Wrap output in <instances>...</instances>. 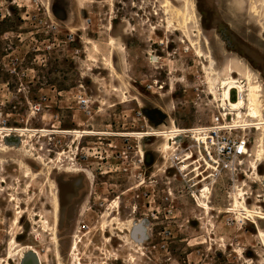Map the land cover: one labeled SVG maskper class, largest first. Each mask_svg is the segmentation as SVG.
Listing matches in <instances>:
<instances>
[{
    "label": "rangeland",
    "instance_id": "rangeland-1",
    "mask_svg": "<svg viewBox=\"0 0 264 264\" xmlns=\"http://www.w3.org/2000/svg\"><path fill=\"white\" fill-rule=\"evenodd\" d=\"M170 4L185 7L181 0H0V143L9 144L4 121L7 129L52 132L26 133L28 150L19 142L0 152V264L13 240L34 247L44 264H56L57 252L64 264H264V221L232 212L240 187L253 215L264 214V163L263 182L208 180L207 212L197 197L203 184L178 171L162 152L165 140L130 137L174 123L211 125L220 113L208 94L213 62L223 75L232 65L264 86V1L195 0L204 35L194 23L190 30L203 57L183 39ZM78 129L97 135L62 133ZM246 135L252 154L259 132ZM19 255L7 261L18 264Z\"/></svg>",
    "mask_w": 264,
    "mask_h": 264
},
{
    "label": "bare ground",
    "instance_id": "bare-ground-1",
    "mask_svg": "<svg viewBox=\"0 0 264 264\" xmlns=\"http://www.w3.org/2000/svg\"><path fill=\"white\" fill-rule=\"evenodd\" d=\"M181 1L185 3L184 8H177L173 6L172 4L170 5L171 7L174 8L173 11L176 13V16L179 20L180 27L183 33V39H185L190 44L191 50L195 52V54L198 57H203L202 47L200 46V44L198 45V43L194 42L193 40L194 36L190 30L191 24L194 23L198 27L199 33L202 36L204 35L200 21L197 17V8H196L195 0H181ZM253 8H254L253 9L254 16L259 17V12L256 10L255 7ZM175 22L173 20H170L169 25L172 28H174L176 27ZM113 43L114 42L112 41L111 45H113ZM158 59L159 57H153L152 61L154 63H157ZM216 65L218 64L213 62L212 68L210 70H207L208 72L206 71L209 77L214 76V78H209L207 81V85L210 88V90L208 89V92H209L208 94H210V91H211V95L218 102L222 117L226 119L233 118L234 121L239 120L240 123H242V125L240 126L243 127L242 129L244 130L246 134L250 130H255L256 132H259V138L257 142L255 143L256 144L255 151L254 153L251 154V158H253L254 160L247 164L245 172L242 173V175L245 177H248L251 180H257V181L263 182V178L259 173V167L260 165L264 163V88H263V85L259 81H257V79L250 73L244 77L241 72L235 71L232 65L227 66L225 75H223L221 72L215 69ZM232 91H237V94H238V98L235 102L231 100ZM186 130L188 129H181L176 125V123H174V125L171 128H168V130H165L162 132H136V133H132L131 134L132 136L128 134L127 135L132 138L139 139V140H143L148 137L163 139L165 140V143L162 147V152L172 156L175 150L177 149L176 146L180 142L181 133L186 132ZM14 132L18 133L19 135L18 138H19V142L21 143L19 145H23L24 148L26 147V150H28L30 147V143L23 138V136L26 135V133H29L31 137H33L37 133L42 136H47L48 134L52 133L47 130L8 129L6 130L7 135L4 136V138L7 137L8 139L9 137L12 136L11 134ZM55 133H58V132H55ZM62 133L75 135L77 137V140L78 138H88V137H85L87 135L88 136L97 135L95 132H91L88 130L80 131L79 129L78 131H62ZM3 135L4 133H2V135L0 136H3ZM138 144H139L138 147H139L140 152L144 154L143 141H139ZM10 151H11V148L9 144L0 143L1 153L7 154ZM36 160H41V158H38ZM61 161H62V155L60 153L58 155L57 162L61 163ZM179 165L181 166L179 168V172L187 174V176L192 175L194 179L193 181H197L195 182L194 187L203 184V186L201 187L199 191L201 196H197V197L202 207L207 212L211 211L209 203L205 202V200L207 199V196L211 192L210 186L205 183L208 180H210V178L202 174L200 171L196 170L198 169V165H196L197 168L193 170L194 163H193L192 157L190 156V153L187 154L181 160ZM249 169L251 173H253V176H249V174L247 175V170L249 171ZM78 170L79 169H74L73 171L79 172L80 170L79 171ZM26 175L28 176L32 175L31 169H26ZM215 181L216 179L212 180L213 183ZM238 189L239 190L237 191V194L235 193L232 197L233 198V209H232L233 211L232 212H236L237 215L241 216L244 219H247V217L253 218L255 224H257L255 222L256 218H258L261 221H264V214L258 213L257 214L258 217H255L253 215V212L250 211V209L248 208L246 204V201H247L246 191L241 189L240 187ZM56 200L59 206L56 207L55 209L56 212L54 214L58 213V209L60 207V192L58 193ZM18 221H19V217L17 218L16 223H19ZM42 224H43L42 226H44L45 228L49 227V224L46 220H43ZM259 233H260V236L264 238V232L260 228H259ZM80 244H81L80 241H76L73 245V250L76 251L79 248ZM9 246L11 247V250L9 247L10 252L8 253L7 260H11L13 258L14 252H17L18 254H20L18 264H27L30 259L33 260L31 261L32 264H44L43 259L45 258V256L40 254L34 247H29V248L22 247L18 244L16 240L10 241ZM2 260L4 261L5 259H2ZM7 260L5 261L6 264H10ZM55 261H56V264H64L63 259L59 255V252H57ZM77 261H78V264H82L79 261V258H77Z\"/></svg>",
    "mask_w": 264,
    "mask_h": 264
},
{
    "label": "built area",
    "instance_id": "built-area-1",
    "mask_svg": "<svg viewBox=\"0 0 264 264\" xmlns=\"http://www.w3.org/2000/svg\"><path fill=\"white\" fill-rule=\"evenodd\" d=\"M70 40L74 39L71 37ZM232 92L235 93L237 100V91ZM81 104L83 109L86 108V101ZM230 120L218 113L211 125L190 128L182 132L177 149L171 156V162L180 166L181 160L190 153L194 163L193 170L198 165L196 170L210 180L218 179L223 175L234 180L238 179L245 172L244 168L251 158V139L242 132L243 127ZM6 125L7 121H4V130H8Z\"/></svg>",
    "mask_w": 264,
    "mask_h": 264
},
{
    "label": "water",
    "instance_id": "water-1",
    "mask_svg": "<svg viewBox=\"0 0 264 264\" xmlns=\"http://www.w3.org/2000/svg\"><path fill=\"white\" fill-rule=\"evenodd\" d=\"M153 115H158L160 117L161 121L164 119V115H162V113L159 112V111H154ZM6 142H8L10 145H18L19 144V139H17V138H15L14 140L7 139ZM30 260L33 261L32 259H30Z\"/></svg>",
    "mask_w": 264,
    "mask_h": 264
},
{
    "label": "flooded vegetation",
    "instance_id": "flooded-vegetation-1",
    "mask_svg": "<svg viewBox=\"0 0 264 264\" xmlns=\"http://www.w3.org/2000/svg\"><path fill=\"white\" fill-rule=\"evenodd\" d=\"M158 63V62H157ZM154 119H156L158 116L157 115H153L152 116ZM160 118V117H159ZM28 248L30 247V246H27ZM7 249H8V247H7ZM7 254V250H6V253H5V255ZM27 264H31V260H29L28 261V263Z\"/></svg>",
    "mask_w": 264,
    "mask_h": 264
},
{
    "label": "crops",
    "instance_id": "crops-1",
    "mask_svg": "<svg viewBox=\"0 0 264 264\" xmlns=\"http://www.w3.org/2000/svg\"><path fill=\"white\" fill-rule=\"evenodd\" d=\"M263 88H264V86H263Z\"/></svg>",
    "mask_w": 264,
    "mask_h": 264
}]
</instances>
